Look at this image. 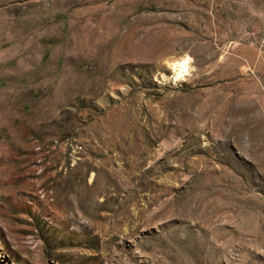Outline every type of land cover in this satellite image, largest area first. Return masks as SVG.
I'll return each instance as SVG.
<instances>
[{"label":"rangeland","instance_id":"obj_1","mask_svg":"<svg viewBox=\"0 0 264 264\" xmlns=\"http://www.w3.org/2000/svg\"><path fill=\"white\" fill-rule=\"evenodd\" d=\"M0 264H264V0H0Z\"/></svg>","mask_w":264,"mask_h":264},{"label":"bare ground","instance_id":"obj_2","mask_svg":"<svg viewBox=\"0 0 264 264\" xmlns=\"http://www.w3.org/2000/svg\"><path fill=\"white\" fill-rule=\"evenodd\" d=\"M188 58H181L177 61H175L172 66H173V74H174V79H179L181 78L188 69Z\"/></svg>","mask_w":264,"mask_h":264}]
</instances>
